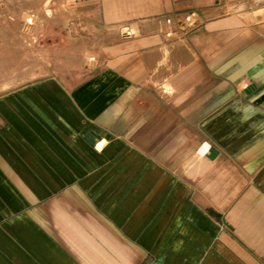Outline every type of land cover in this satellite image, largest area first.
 Listing matches in <instances>:
<instances>
[{"label": "crops", "instance_id": "crops-1", "mask_svg": "<svg viewBox=\"0 0 264 264\" xmlns=\"http://www.w3.org/2000/svg\"><path fill=\"white\" fill-rule=\"evenodd\" d=\"M57 3L99 62L0 97V264H264V0Z\"/></svg>", "mask_w": 264, "mask_h": 264}, {"label": "rangeland", "instance_id": "rangeland-1", "mask_svg": "<svg viewBox=\"0 0 264 264\" xmlns=\"http://www.w3.org/2000/svg\"><path fill=\"white\" fill-rule=\"evenodd\" d=\"M98 36L57 0H0V97L50 76L73 79L92 69L99 62Z\"/></svg>", "mask_w": 264, "mask_h": 264}, {"label": "water", "instance_id": "water-1", "mask_svg": "<svg viewBox=\"0 0 264 264\" xmlns=\"http://www.w3.org/2000/svg\"><path fill=\"white\" fill-rule=\"evenodd\" d=\"M252 87H253V88H252V91H251L250 93H248L247 89H245V92H246L248 95H251L253 92L258 93V92H260L261 90L264 89V86H260V87H258L257 84H253ZM258 101H259V102L264 101V93L259 97ZM216 154H217V152H216L215 149H211V150H210V154H209L210 157L213 158V157L216 156ZM154 264H161V261L158 260V261L155 262Z\"/></svg>", "mask_w": 264, "mask_h": 264}, {"label": "bare ground", "instance_id": "bare-ground-1", "mask_svg": "<svg viewBox=\"0 0 264 264\" xmlns=\"http://www.w3.org/2000/svg\"><path fill=\"white\" fill-rule=\"evenodd\" d=\"M123 34H124V35H127V34H128V32H127L126 29L123 30ZM247 90H248V91H251V90H252L251 86H250Z\"/></svg>", "mask_w": 264, "mask_h": 264}]
</instances>
